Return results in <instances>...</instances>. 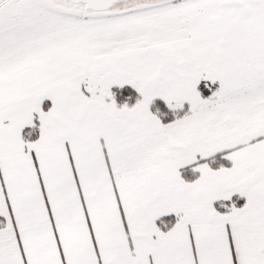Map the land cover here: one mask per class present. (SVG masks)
I'll list each match as a JSON object with an SVG mask.
<instances>
[{"label": "snow or ice", "instance_id": "6c2138e0", "mask_svg": "<svg viewBox=\"0 0 264 264\" xmlns=\"http://www.w3.org/2000/svg\"><path fill=\"white\" fill-rule=\"evenodd\" d=\"M0 264H264V0H0Z\"/></svg>", "mask_w": 264, "mask_h": 264}]
</instances>
